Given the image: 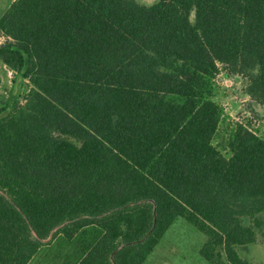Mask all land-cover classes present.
<instances>
[{"label": "trees", "instance_id": "16d2710c", "mask_svg": "<svg viewBox=\"0 0 264 264\" xmlns=\"http://www.w3.org/2000/svg\"><path fill=\"white\" fill-rule=\"evenodd\" d=\"M0 62L30 84L0 107V264L58 241L67 264H145L179 218L207 262L260 264L238 250L262 226L264 137L216 79L264 112V0H14Z\"/></svg>", "mask_w": 264, "mask_h": 264}, {"label": "rangeland", "instance_id": "374dc122", "mask_svg": "<svg viewBox=\"0 0 264 264\" xmlns=\"http://www.w3.org/2000/svg\"><path fill=\"white\" fill-rule=\"evenodd\" d=\"M133 1L145 7H152L159 3V0ZM13 2L14 0H0V19ZM216 86V99L226 109L230 119L248 124L250 128L257 130L264 137V112L261 107L253 105L245 95V79L242 76L228 78L224 69L220 67ZM29 90L30 84L27 81H23L0 62V107L4 103L9 107L14 102L22 104ZM259 218L262 226L256 230L257 241L238 251L242 259L264 264V214ZM245 224L248 225L249 221L245 220ZM205 243L204 234L192 224L179 218L164 235L145 264H211L201 255ZM62 246L61 241H58L51 246L42 248L29 264H67V262H71L72 259L66 260L67 253L70 251L63 250Z\"/></svg>", "mask_w": 264, "mask_h": 264}, {"label": "water", "instance_id": "95a60500", "mask_svg": "<svg viewBox=\"0 0 264 264\" xmlns=\"http://www.w3.org/2000/svg\"><path fill=\"white\" fill-rule=\"evenodd\" d=\"M155 214H156V213H155ZM140 242H142V241L135 242V243H128V244H126V245H122V246L120 247V249H121V248H124L125 246H130V245L137 244V243H140Z\"/></svg>", "mask_w": 264, "mask_h": 264}]
</instances>
